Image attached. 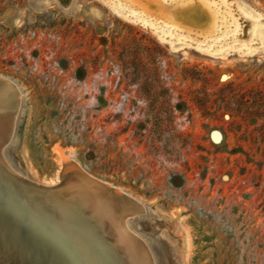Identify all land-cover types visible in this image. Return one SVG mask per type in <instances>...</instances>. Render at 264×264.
Masks as SVG:
<instances>
[{"label":"rangeland","instance_id":"rangeland-1","mask_svg":"<svg viewBox=\"0 0 264 264\" xmlns=\"http://www.w3.org/2000/svg\"><path fill=\"white\" fill-rule=\"evenodd\" d=\"M39 1L0 0V140L15 125L13 163L53 176L58 147L143 201L125 213L156 264H264V54L239 53L261 48L264 16L242 40L171 48L179 34L167 40L105 0ZM37 250L26 264H41Z\"/></svg>","mask_w":264,"mask_h":264},{"label":"bare ground","instance_id":"bare-ground-1","mask_svg":"<svg viewBox=\"0 0 264 264\" xmlns=\"http://www.w3.org/2000/svg\"><path fill=\"white\" fill-rule=\"evenodd\" d=\"M50 1L40 0L39 6H44ZM105 1L117 10L130 13L132 17L148 25L167 40H172L179 34V39L171 43V48L181 47L184 41H187V45L190 46H200L208 41L233 39L236 42L242 40L252 30L249 21L257 24L264 16L263 10L256 12L243 0ZM196 5L202 9L205 21L202 25L196 26L197 28H192L187 26L186 22L181 19L186 21L188 19L187 9L197 7ZM77 7H79L77 2L73 0L71 9L75 10ZM95 11H97L96 8ZM12 12L16 14L13 17V22H19L21 19L20 12L18 10ZM258 12L261 16L258 15ZM152 15L163 17L164 20H158ZM173 21L183 23L186 27H190L191 30L194 29L195 31L190 30V33H187L188 29L178 28V26L173 25ZM191 34L203 37L198 39L196 35H193V37ZM260 39L262 42L261 48L241 51L239 52L240 56H257V60H260V57L264 54V25L260 29ZM1 83L7 84V80L2 74H0ZM18 112L19 107L15 108L14 122H16ZM0 118L2 117L0 116ZM12 128L8 138L5 141L0 140V184L10 193V197L3 204L5 207L14 210V212H8L9 216L17 214L18 217L24 219L30 229L29 233L34 238L35 234H38L39 238L37 237V239L39 240L25 239L22 241L27 253L21 255L6 239L4 229L0 228V264H26L24 257L27 261L31 260V254L35 251H33V247L38 249V256L37 254L35 256L41 259H39L41 264H43L42 262L53 264L49 259L50 251L57 254L55 260H58V264H118L111 253L113 252L110 250L111 248H115L114 251L117 254L119 252L121 255L118 254L122 260L121 264H145L143 253L148 259V264H156L152 242L134 227L133 217L127 214L123 218L124 225L129 232L119 223V216L121 217L129 209L134 211L136 208L145 206L143 201L126 192L122 187L90 174L75 158L69 156V153H64L58 147L54 148L58 167L53 176L35 179L26 175L13 163L7 151L8 146L16 139L15 125ZM90 177L103 182L104 185L93 181ZM24 180L35 182L42 187L35 189ZM10 183L16 187H24L25 194L14 192ZM83 190L86 192L89 190L90 195H85ZM92 193L105 194L106 202L109 203L111 208L105 207L102 200L96 199ZM124 205L128 209H124ZM64 208L70 209L71 214L63 210ZM52 215L60 223L59 230L52 228L50 223L47 224L46 222ZM64 217L66 218L64 219ZM52 219L54 220V218ZM76 226L78 229H76ZM29 264H36V262L33 261Z\"/></svg>","mask_w":264,"mask_h":264},{"label":"water","instance_id":"water-1","mask_svg":"<svg viewBox=\"0 0 264 264\" xmlns=\"http://www.w3.org/2000/svg\"><path fill=\"white\" fill-rule=\"evenodd\" d=\"M187 10H189V14L187 16L188 19L186 21L184 19H181L182 18L181 14H180V19L183 20L184 22H186L187 26H190L192 28H197L196 26L202 25V23H200V21H203V19H201L199 21L190 19L191 18L190 13H192V16H194L195 15L194 13H196L195 9L193 7H189ZM187 12L188 11H186V13ZM198 16H199V18L200 17L203 18L202 15H198ZM90 178L93 181H96V182L104 185L103 182H100V181H98L92 177H90ZM24 181H26V183H28L29 185H31L35 189L42 187L41 185L36 184L35 182H29L27 180H24ZM60 181H61V178H60ZM11 184L12 183H10V185ZM11 188L17 194L18 193L19 194H23V193L25 194V192H26L24 187L21 188L19 186L16 187L15 185H11ZM84 192H85V195H90L89 190L87 191L88 193L86 191H84ZM9 194H10L9 190H7L6 188H3L0 184V228L4 229L6 239L9 241L10 245H12L21 255H23V254L25 255L27 253V250L24 247V244L22 243V241H24L25 239H28L31 241L39 240V239H37V237L39 238V235L35 234V238H34L33 235H31L29 233L30 229L27 227L25 220L22 219L20 216L18 217L17 214H12L11 216H9L8 212H14V210L12 208L5 207V205L3 204L10 197ZM92 195L96 199H98L100 201L102 200L105 207L111 208L109 203L106 202L105 194L92 193ZM127 214H129V213H125V214L121 215V217L119 216V223L127 232H129L128 229L126 228V226L124 225V221H123L124 220L123 218ZM49 254H50L49 259L51 260V263L58 264V260H55L57 258V254H55L54 251H50Z\"/></svg>","mask_w":264,"mask_h":264}]
</instances>
